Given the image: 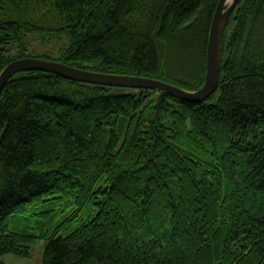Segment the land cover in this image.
<instances>
[{
	"label": "trees",
	"instance_id": "1",
	"mask_svg": "<svg viewBox=\"0 0 264 264\" xmlns=\"http://www.w3.org/2000/svg\"><path fill=\"white\" fill-rule=\"evenodd\" d=\"M217 1L0 0V71L38 33L61 43L38 58L195 90ZM111 87L41 70L5 82L0 256L45 237L44 264H264V0L231 11L205 100ZM38 204L33 231L8 230Z\"/></svg>",
	"mask_w": 264,
	"mask_h": 264
},
{
	"label": "water",
	"instance_id": "2",
	"mask_svg": "<svg viewBox=\"0 0 264 264\" xmlns=\"http://www.w3.org/2000/svg\"><path fill=\"white\" fill-rule=\"evenodd\" d=\"M238 1H217L207 40L205 76L203 83L198 89L187 90L175 84L151 77L92 71L57 60L28 56L13 59L0 71V91L5 82L14 73L26 70H41L56 73L65 78L80 82L106 86L150 88L172 94L190 102H201L208 98L218 85L221 67L222 31Z\"/></svg>",
	"mask_w": 264,
	"mask_h": 264
},
{
	"label": "rangeland",
	"instance_id": "3",
	"mask_svg": "<svg viewBox=\"0 0 264 264\" xmlns=\"http://www.w3.org/2000/svg\"><path fill=\"white\" fill-rule=\"evenodd\" d=\"M231 28V21L227 27L225 39H227L228 32ZM61 43L55 41L45 40V36L38 33H28L23 36V47L24 53L31 57H43L48 56L49 58H56L58 55V49ZM18 49H15L11 56H15ZM132 87L124 86H112L109 91L115 93L129 92ZM51 206V205H50ZM46 207V204L36 205L35 208L31 207L26 212L30 214L23 213L15 214L11 216L8 220V230H21L26 228L28 231H33L37 222H41L40 216L37 214H32L33 212L40 211L42 208ZM93 213L94 210H91ZM48 227V226H46ZM67 229H61L58 233H63ZM47 239L45 237H36L35 241L30 245L29 254L26 256H20L14 253H4L0 256V264H44L42 262V253L45 248Z\"/></svg>",
	"mask_w": 264,
	"mask_h": 264
}]
</instances>
